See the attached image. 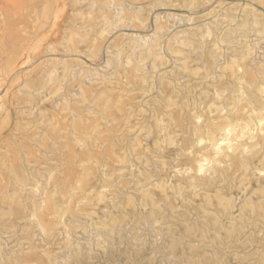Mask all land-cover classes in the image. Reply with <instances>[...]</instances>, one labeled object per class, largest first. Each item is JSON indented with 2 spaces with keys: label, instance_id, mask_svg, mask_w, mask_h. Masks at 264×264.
<instances>
[{
  "label": "rangeland",
  "instance_id": "374dc122",
  "mask_svg": "<svg viewBox=\"0 0 264 264\" xmlns=\"http://www.w3.org/2000/svg\"><path fill=\"white\" fill-rule=\"evenodd\" d=\"M0 264H264V0H0Z\"/></svg>",
  "mask_w": 264,
  "mask_h": 264
}]
</instances>
